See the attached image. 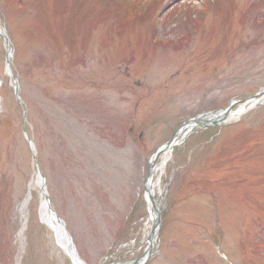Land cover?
I'll return each mask as SVG.
<instances>
[{
  "label": "rangeland",
  "instance_id": "obj_1",
  "mask_svg": "<svg viewBox=\"0 0 264 264\" xmlns=\"http://www.w3.org/2000/svg\"><path fill=\"white\" fill-rule=\"evenodd\" d=\"M0 16V111L15 106L28 174L0 264H73L43 196L86 264H264V101L154 158L264 88V0H0Z\"/></svg>",
  "mask_w": 264,
  "mask_h": 264
},
{
  "label": "bare ground",
  "instance_id": "obj_2",
  "mask_svg": "<svg viewBox=\"0 0 264 264\" xmlns=\"http://www.w3.org/2000/svg\"><path fill=\"white\" fill-rule=\"evenodd\" d=\"M2 19L0 16V33L4 35V28L2 26ZM0 46V67L2 66V53ZM11 49H9V58H12ZM11 72L13 73V66L10 67ZM1 76V73H0ZM3 98L0 102L2 103ZM15 108L14 105L9 104V109L0 111V222L6 223L9 218L8 206L10 203L16 200L18 195L23 193L24 185L27 181L28 174L23 171V166L21 161L19 160L20 156V143L18 136V122L17 116L13 114L12 111ZM240 115L237 113H233L229 116V119L237 118ZM194 125L190 124L186 128H182L177 133V138L180 141L182 137L186 134V131L193 129ZM166 151V150H165ZM164 151V152H165ZM165 156L170 153H164ZM154 170L147 181V190L148 194L152 195L156 194V187L159 186V181L154 180L153 177L156 173V166H154ZM22 178V179H21ZM36 185L41 186L42 181L40 178L36 179ZM154 194V195H155ZM153 196L148 197V223H151L156 218L157 210L153 206L152 198ZM40 214L42 220L51 228L56 237L58 245L64 250L65 243L64 239L60 233L58 220L55 219V216L51 213L49 209V203L47 202L45 196H43L42 203L40 206ZM153 223H151L153 225ZM152 238V242L154 241ZM151 251H147L143 257V259L150 255ZM142 261V260H141Z\"/></svg>",
  "mask_w": 264,
  "mask_h": 264
},
{
  "label": "water",
  "instance_id": "obj_3",
  "mask_svg": "<svg viewBox=\"0 0 264 264\" xmlns=\"http://www.w3.org/2000/svg\"><path fill=\"white\" fill-rule=\"evenodd\" d=\"M263 101H264V88L261 89L259 92H257L254 96L246 99L245 101L237 100V101L231 102L230 106H228L224 110L207 112V113L201 114L195 118H192V119L184 122L179 130H181L182 128L188 127L190 124L194 125V128L188 130L180 141L177 138V133H178L177 132L167 143H165L163 146H161L157 150L154 158H157L160 153L170 152L174 146H176L178 143L183 141L190 134V132L192 130H194L195 128H197V127L207 128L210 126L222 125V123H226L227 120H230L229 116H231L233 113L238 112V115L242 114L244 111H246V107L248 109H250V108L254 107L255 105H257L258 103L263 102ZM238 104L240 105L239 109L237 111L233 110V107H235ZM145 186L147 188V184H145ZM152 201H153V206L157 210V213H156V218H155L153 226H152V233H151L150 242H149L150 246L153 243L152 238L158 236V232H159L160 225H161V216H160V209L158 206V201L155 200V198H152ZM47 202L49 203V201H47ZM49 209L52 211L51 213L55 216V219L58 220V223H59L58 226L60 229V233H61V235L64 239V243H65L64 250L68 254V256L71 258L73 264H86L78 255L76 246H75L73 239H72V236L68 232V229H67L64 221L62 219H60L59 217H57L54 210L51 208L50 204H49ZM144 262H145V260L143 262H140V259H137L134 261L135 264H137V263L143 264Z\"/></svg>",
  "mask_w": 264,
  "mask_h": 264
}]
</instances>
